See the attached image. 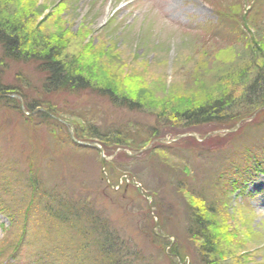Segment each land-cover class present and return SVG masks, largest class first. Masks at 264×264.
I'll return each mask as SVG.
<instances>
[{"label": "rangeland", "instance_id": "374dc122", "mask_svg": "<svg viewBox=\"0 0 264 264\" xmlns=\"http://www.w3.org/2000/svg\"><path fill=\"white\" fill-rule=\"evenodd\" d=\"M0 14L23 16L24 30H31L24 50L49 46L69 52L84 76L152 107L145 108L149 114L128 112L89 91L45 93L35 63H2L5 95L18 93L25 101L19 97L23 107L18 102L19 113L0 106V244L8 246L16 237L23 238L10 254L3 255L13 248H0V264H48L51 242L65 235L43 222L40 210L31 214L32 181L104 212L121 239L140 249L147 264H199L197 241L190 240L185 230V203L192 201L187 192L219 188L216 175L228 163L225 156L242 160V150L255 152L242 160L250 166V175L243 177L239 189L232 191L226 183L214 199L226 208L223 217L231 237H226L230 251L219 261L264 264V153L259 149L264 147V112L246 117L250 113L241 109L237 118L247 119L240 128L230 126L235 119L184 128L155 114L162 106L190 109L228 82L225 94L238 98L243 84L264 62V0H0ZM258 96L262 94L257 92ZM26 105H40L67 121L59 122L64 127L42 122L35 115L40 109L29 114ZM128 122L140 134L138 143H147L157 133L140 152L155 146H178L181 151L177 156L152 155L157 161L154 169L136 164L128 173H120L114 165L133 154L113 144L87 141L81 130L88 123L100 132L119 130ZM75 128L77 136L85 139H75L77 143L102 150L70 142L69 131L74 137ZM209 137L214 142L205 143ZM195 147L229 154L222 160L216 154H197ZM255 161L263 166L254 171ZM171 167H175L172 173ZM173 179L188 190H175ZM10 216L20 219L23 236L18 232L13 239L6 237L12 231Z\"/></svg>", "mask_w": 264, "mask_h": 264}, {"label": "trees", "instance_id": "16d2710c", "mask_svg": "<svg viewBox=\"0 0 264 264\" xmlns=\"http://www.w3.org/2000/svg\"><path fill=\"white\" fill-rule=\"evenodd\" d=\"M22 17L23 16H19L18 19L9 18L8 16L6 17L0 14L1 107L6 109L14 108L18 110L19 113L18 101L11 96V98L6 96V90L3 85H1L2 63H7L9 61L14 63L33 62L37 66V71L43 76L42 90L45 93L61 91L76 95L80 94V92L89 91L108 100L118 109L126 108L128 112L137 111L141 113L145 111L149 114L145 108L151 110L152 107H144L143 104L133 101L132 99L130 100L129 96L118 91L109 84L104 86L103 83H101L102 81L95 83L89 75L84 76L79 68L77 69L76 66L74 67V60H72L70 56L72 54L69 52L61 53L60 51H54L49 46L44 48L34 46L31 51L24 50V40L31 30H27V28L24 30V21ZM219 17L224 20L223 16L220 15ZM220 18H216V22H219ZM34 44L35 43H33V45ZM234 67H237L236 64H234ZM254 74V77L245 82V85L243 84L245 87L243 91L239 93L238 98L235 97L236 100H232L233 96L230 93L225 94L228 89V82L224 85L222 90L209 95L207 101L205 100L201 104L191 106L189 107L190 109L183 110V108H177L175 106L165 109L166 106H158L159 108L155 110V114H157L161 120L168 118L167 120L173 121L180 126L182 125L184 128L199 122L208 123L214 119H216L215 122L217 123L235 119L230 126H237L240 128L242 123L247 119L246 117H251L253 113L259 115L264 112V97H262L264 96V62L260 68L257 67L254 70ZM257 92L262 94V96L256 97ZM14 95L21 99L23 98L25 101L23 95L18 93ZM26 106V112L29 114H33L40 109L35 115H37V117L39 116L42 122L46 121L48 124H56L60 127H64L59 123L58 119L64 122L67 121V119L59 117L58 115H53L55 117L51 116L53 113L40 105ZM241 109H246L250 114L246 117L240 115L242 118H237ZM70 123L74 125L72 122ZM131 126L132 124L128 122L119 130H115L112 127L110 130L100 132L94 125L88 123V125H85L81 130V133L86 137L87 141L90 139L95 140L101 143L100 145L105 146L113 144L116 145L117 149H125L133 154L134 157L131 159L129 157L124 158L125 161L123 164L117 163L114 165L115 168L118 167L121 169L120 173L123 172V170L128 173V170H131L136 164L146 169H154L155 162L157 161H153L156 158L152 155L170 154L172 156H177L175 153L181 151L177 149L178 146L175 148L174 146H155L149 150L140 152V150L147 146L146 144L148 142L158 137L156 136L157 133H154L147 143L145 141L138 143L140 138H137V136L140 134L135 125H133V127ZM186 130L183 132H189ZM64 137L66 143H68V137H66V135H64ZM74 137L81 141L85 140L77 136L76 128L74 129ZM70 142L72 141L70 140ZM180 142L185 143V141H179V143ZM204 142L209 144L214 141L209 137V139L204 140ZM89 148L93 149L91 147ZM196 148L197 147L194 148V151H196L197 154H205L208 156L216 154V157L218 156L217 158H221L222 160L225 154H229H227V152L225 154L219 152V149L214 150L207 148L206 151H197ZM259 149L261 154L264 153V147ZM135 152L140 153L135 154ZM253 154H255V152L242 150L241 157L245 159L249 156L252 157ZM225 160L228 162L225 169L221 171L220 174L218 172L219 175H216V180H218L216 184H219L220 187H214V191L209 192V189L205 188L206 186L198 188L197 191L193 189L188 190L182 181H178V179H173L171 181L175 190L177 189V191L180 190L181 192L188 190L189 192H187V194L192 198V201L185 203L187 215L185 230L190 240L193 239L197 241L198 247H195V251L199 264H220L219 260L230 251V246L228 244L229 240L226 238H231L229 235L230 232L226 229V220L223 217L224 213L227 211L223 212L224 209H226L223 202L219 204V202H215L214 199L216 200L218 198L217 196L219 195L217 194L219 190L225 188L227 184L230 185L232 191L239 189L243 177L251 173L250 166L246 165V160H238L233 155H229V157L225 156ZM256 162L257 161L254 162V171L261 168L259 166L260 164L263 166L262 161H260L261 163ZM166 168L167 170L169 169L168 167ZM173 169H175V167L170 168L171 173ZM40 184L39 181L31 182V193H33V197H35L32 200L35 204L31 214L40 210L41 215L39 216L38 214V217L43 222H50L56 229L59 228L58 230H63L65 233V235H62L63 238L60 241L56 240L51 242V248L47 250V256L49 257L48 264H147L141 257L140 249L133 246L130 240L121 239L120 232H117V230L113 228L104 212L102 213L95 209L93 205L85 200L75 202L73 197L65 196L63 193L59 192V189L51 190L48 188V190H44L43 186H40ZM144 190L146 193L148 192L151 194L146 188ZM207 192L209 193L206 195ZM10 217L11 223H9V229H12V231H10L6 237L13 239L18 232L23 236L24 232L20 224V219L15 220L12 216ZM53 233L55 235V232ZM57 234L58 232L56 236ZM16 238L13 243L11 242L8 246L7 243L6 245L5 243L0 244L2 250L3 248H13L11 251L4 252L3 255L6 253L10 254L12 251L14 252L16 250L15 246L20 243L19 241H21V239L23 240V238L19 240ZM16 241L17 243H15Z\"/></svg>", "mask_w": 264, "mask_h": 264}, {"label": "water", "instance_id": "95a60500", "mask_svg": "<svg viewBox=\"0 0 264 264\" xmlns=\"http://www.w3.org/2000/svg\"><path fill=\"white\" fill-rule=\"evenodd\" d=\"M15 98H17V100L19 101V104H20V106L22 105V101H21V99L19 98V97H15ZM22 107V106H21ZM23 108V107H22ZM71 135V134H70ZM74 141V140H73ZM78 144H80L79 142L77 143V145ZM90 147H95V148H97L95 145H89Z\"/></svg>", "mask_w": 264, "mask_h": 264}]
</instances>
